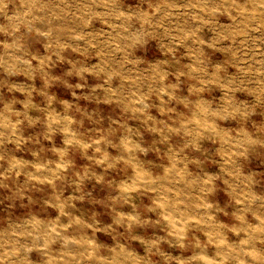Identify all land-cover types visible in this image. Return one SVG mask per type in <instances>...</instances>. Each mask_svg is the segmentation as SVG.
Here are the masks:
<instances>
[{
	"label": "clouds",
	"instance_id": "obj_1",
	"mask_svg": "<svg viewBox=\"0 0 264 264\" xmlns=\"http://www.w3.org/2000/svg\"><path fill=\"white\" fill-rule=\"evenodd\" d=\"M0 264H264V0H0Z\"/></svg>",
	"mask_w": 264,
	"mask_h": 264
}]
</instances>
